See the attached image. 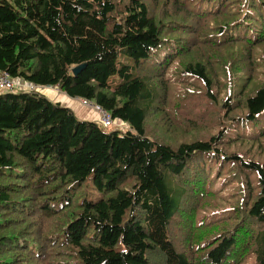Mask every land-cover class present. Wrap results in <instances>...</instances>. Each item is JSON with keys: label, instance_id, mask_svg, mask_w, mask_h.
Instances as JSON below:
<instances>
[{"label": "trees", "instance_id": "trees-1", "mask_svg": "<svg viewBox=\"0 0 264 264\" xmlns=\"http://www.w3.org/2000/svg\"><path fill=\"white\" fill-rule=\"evenodd\" d=\"M0 72L118 125L0 94V264H264V0H0Z\"/></svg>", "mask_w": 264, "mask_h": 264}, {"label": "built area", "instance_id": "built-area-1", "mask_svg": "<svg viewBox=\"0 0 264 264\" xmlns=\"http://www.w3.org/2000/svg\"><path fill=\"white\" fill-rule=\"evenodd\" d=\"M45 90L46 88L22 82L9 76L7 73L0 72V94H13L29 91H37L44 94ZM80 102L85 108L94 111L99 117V122H101L105 127H111L113 125L112 117L101 107L85 100H80Z\"/></svg>", "mask_w": 264, "mask_h": 264}, {"label": "crops", "instance_id": "crops-1", "mask_svg": "<svg viewBox=\"0 0 264 264\" xmlns=\"http://www.w3.org/2000/svg\"><path fill=\"white\" fill-rule=\"evenodd\" d=\"M45 92V96L50 100L70 108L79 119L84 121H99L98 115L94 111L85 108L80 100L72 99L56 88H46Z\"/></svg>", "mask_w": 264, "mask_h": 264}, {"label": "rangeland", "instance_id": "rangeland-1", "mask_svg": "<svg viewBox=\"0 0 264 264\" xmlns=\"http://www.w3.org/2000/svg\"><path fill=\"white\" fill-rule=\"evenodd\" d=\"M44 93H46V92H44ZM115 129H118V125L117 124H114L112 127H108V128L107 127L106 128L103 127V130L106 131V132L114 131ZM199 134H201V133H199Z\"/></svg>", "mask_w": 264, "mask_h": 264}, {"label": "water", "instance_id": "water-1", "mask_svg": "<svg viewBox=\"0 0 264 264\" xmlns=\"http://www.w3.org/2000/svg\"><path fill=\"white\" fill-rule=\"evenodd\" d=\"M82 69H83L82 67L77 68V69L74 70V73L77 74V73H78L79 71H81Z\"/></svg>", "mask_w": 264, "mask_h": 264}]
</instances>
